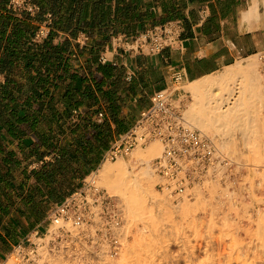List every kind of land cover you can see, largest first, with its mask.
Listing matches in <instances>:
<instances>
[{
	"label": "crops",
	"instance_id": "crops-1",
	"mask_svg": "<svg viewBox=\"0 0 264 264\" xmlns=\"http://www.w3.org/2000/svg\"><path fill=\"white\" fill-rule=\"evenodd\" d=\"M31 1L33 15L0 0V42L41 46L29 69L20 58L0 72V264L97 173L154 92L179 99L180 86L264 51V0ZM45 13L51 35L34 42ZM172 20L182 26L179 47L149 55L127 46Z\"/></svg>",
	"mask_w": 264,
	"mask_h": 264
},
{
	"label": "built area",
	"instance_id": "built-area-1",
	"mask_svg": "<svg viewBox=\"0 0 264 264\" xmlns=\"http://www.w3.org/2000/svg\"><path fill=\"white\" fill-rule=\"evenodd\" d=\"M7 6L30 15L39 11L31 0H9ZM202 11L205 13V9ZM51 21L52 15L45 13L32 41L41 42L48 37ZM181 28L179 20L168 21L139 32L126 44L143 54H157L167 47H179ZM259 59L264 62V51ZM181 78L175 73L173 80L179 83ZM174 102L170 91L154 92L149 107L141 112L134 127L113 143L105 159L116 160L137 146L159 141L162 154L151 163L160 178L157 188L178 197L199 182L211 164L226 165L229 161L211 138L187 122ZM125 239L123 206L116 196L97 184L94 173L81 188L53 205L43 229H33L24 242L14 244L2 264H108V259L120 253Z\"/></svg>",
	"mask_w": 264,
	"mask_h": 264
},
{
	"label": "rangeland",
	"instance_id": "rangeland-1",
	"mask_svg": "<svg viewBox=\"0 0 264 264\" xmlns=\"http://www.w3.org/2000/svg\"><path fill=\"white\" fill-rule=\"evenodd\" d=\"M258 71L264 94V62H258ZM180 87L185 92L179 99H174V104L181 105L184 115L192 101V93L188 83ZM261 105V118L248 137L234 130L236 134L228 147L222 150L215 143L229 163L211 164L202 181L192 186L194 190L190 187L184 195L172 197L157 188L160 182L157 177L154 191L167 197L170 206H166L170 212L158 219L156 232L150 229L148 232L149 227L141 218L131 221L124 200L116 196L124 209L127 241L137 236L136 231L142 228V232L148 234L147 242L142 243L141 248L137 246L136 264H264V101ZM148 144L140 147L145 148ZM132 151L119 158L129 162ZM242 161L248 166H239ZM184 201L187 202L185 208L181 207ZM157 207L154 205V210Z\"/></svg>",
	"mask_w": 264,
	"mask_h": 264
},
{
	"label": "bare ground",
	"instance_id": "bare-ground-1",
	"mask_svg": "<svg viewBox=\"0 0 264 264\" xmlns=\"http://www.w3.org/2000/svg\"><path fill=\"white\" fill-rule=\"evenodd\" d=\"M258 62L262 64L259 56H249L246 62L227 66L220 74L188 83L192 101L188 103L184 112L185 119L193 128L211 138L222 150L230 145L236 130L244 137H248L261 118L259 111L262 108L264 94ZM160 144L156 140L145 148L136 147L131 150L129 162L122 158L115 162L106 160L96 173L99 186L104 187L109 194L124 200L131 221L134 218H141L149 227L147 231L150 229L153 232L157 230L158 219L170 212L167 208L170 206L167 197L154 191L158 176L153 172L152 165L150 166L151 159L162 154ZM245 162L236 163L239 166H248ZM198 189L196 186L197 192ZM154 205L158 206L156 210L153 208ZM186 206V201L181 203V207ZM142 229L136 231L138 235L132 236L131 241L127 239L124 241L119 257L108 259V264H136L135 256L139 253L136 250L137 246L140 247L142 243L147 242L148 234L145 235L147 232L144 234Z\"/></svg>",
	"mask_w": 264,
	"mask_h": 264
},
{
	"label": "trees",
	"instance_id": "trees-1",
	"mask_svg": "<svg viewBox=\"0 0 264 264\" xmlns=\"http://www.w3.org/2000/svg\"><path fill=\"white\" fill-rule=\"evenodd\" d=\"M1 5V4H0ZM51 35L49 33L48 37ZM5 43L6 52L0 60V72H6L12 70L15 65L14 61L24 58L26 60L24 68L29 69L33 66L35 60H37L41 46L37 44H31L30 42H0V47Z\"/></svg>",
	"mask_w": 264,
	"mask_h": 264
}]
</instances>
